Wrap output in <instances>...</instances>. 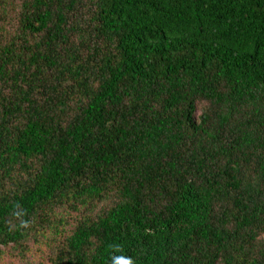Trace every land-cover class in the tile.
Segmentation results:
<instances>
[{
	"label": "trees",
	"instance_id": "obj_1",
	"mask_svg": "<svg viewBox=\"0 0 264 264\" xmlns=\"http://www.w3.org/2000/svg\"><path fill=\"white\" fill-rule=\"evenodd\" d=\"M113 244L264 264V0H0V259Z\"/></svg>",
	"mask_w": 264,
	"mask_h": 264
},
{
	"label": "clouds",
	"instance_id": "obj_2",
	"mask_svg": "<svg viewBox=\"0 0 264 264\" xmlns=\"http://www.w3.org/2000/svg\"><path fill=\"white\" fill-rule=\"evenodd\" d=\"M12 216L19 220L18 227L23 229H28L31 222L24 218L25 213L21 209L20 205L17 203L13 206ZM113 254L110 255V264H136V261L131 257L124 254L115 255L114 253H123L122 246L119 244H113L110 246Z\"/></svg>",
	"mask_w": 264,
	"mask_h": 264
},
{
	"label": "rangeland",
	"instance_id": "obj_3",
	"mask_svg": "<svg viewBox=\"0 0 264 264\" xmlns=\"http://www.w3.org/2000/svg\"><path fill=\"white\" fill-rule=\"evenodd\" d=\"M0 264H23V263H19V262L14 261V259L4 257V258L0 259ZM36 264H37V262H36Z\"/></svg>",
	"mask_w": 264,
	"mask_h": 264
}]
</instances>
